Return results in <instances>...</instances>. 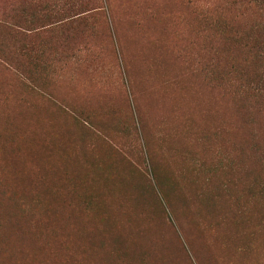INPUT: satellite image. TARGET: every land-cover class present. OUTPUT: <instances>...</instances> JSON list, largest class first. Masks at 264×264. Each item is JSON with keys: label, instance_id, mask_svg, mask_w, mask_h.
Listing matches in <instances>:
<instances>
[{"label": "rangeland", "instance_id": "obj_1", "mask_svg": "<svg viewBox=\"0 0 264 264\" xmlns=\"http://www.w3.org/2000/svg\"><path fill=\"white\" fill-rule=\"evenodd\" d=\"M0 264H264V0H0Z\"/></svg>", "mask_w": 264, "mask_h": 264}]
</instances>
